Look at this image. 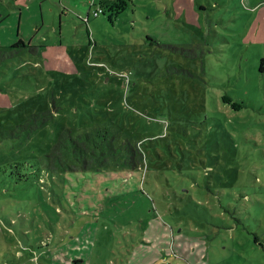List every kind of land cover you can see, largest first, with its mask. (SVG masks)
Here are the masks:
<instances>
[{"label":"rangeland","instance_id":"obj_1","mask_svg":"<svg viewBox=\"0 0 264 264\" xmlns=\"http://www.w3.org/2000/svg\"><path fill=\"white\" fill-rule=\"evenodd\" d=\"M168 1L0 0V164L43 155L65 129L106 127L116 143L167 130L153 144L176 173L171 184L182 192L195 182L191 200L177 202L184 210L174 212L173 200V214L163 215L173 234L156 228L150 243L138 231L150 219L143 197L124 195L116 209L134 207L137 229L130 232L126 214L111 219V207L106 217L117 224L107 220L86 264H122L123 235L131 244L134 233L146 243L126 257L130 264H264V0H183L180 16L158 18ZM18 40L24 48H11ZM59 40L63 47H53ZM67 178L46 197L2 188L0 264H18L20 246L24 264H46L39 251L26 261L24 246L57 239L52 229L90 226L83 211L97 205L87 198L89 208L81 206L82 190Z\"/></svg>","mask_w":264,"mask_h":264},{"label":"trees","instance_id":"obj_2","mask_svg":"<svg viewBox=\"0 0 264 264\" xmlns=\"http://www.w3.org/2000/svg\"><path fill=\"white\" fill-rule=\"evenodd\" d=\"M121 1L124 7L129 8L131 0ZM181 1L183 0H173L172 3L168 1V4L163 6L162 11H157L160 14L158 18L169 12H172L175 17L180 16L177 14L175 4ZM100 13H96V16H99ZM146 18L149 21H154L148 16ZM81 23H84V21L81 20ZM86 23L88 25V21ZM61 26L62 19H60V28ZM86 33L89 38L88 45L91 46L95 41L92 39L91 32L87 26ZM60 37L62 38L61 34ZM150 38V34L146 33V41L154 43ZM24 44L23 40H18L10 47L24 48ZM52 46L63 47V44L59 40V43ZM30 49L32 50L33 48ZM258 71L264 74V58L259 61ZM166 131L162 135H157V137L152 136L135 141L133 139L124 140L121 143H116L115 134L106 127H95L75 135L71 133L70 129H65L57 138L55 144L50 146L43 155L0 164V185H2L0 196L5 191L2 188H8V190H17L20 194H26L27 191H39L41 193L38 192L37 194L41 197H46L47 194L51 193L50 190L54 180L59 182L67 180L72 183L73 179L67 178L68 174L75 178L77 182L75 188L82 190V197L79 198L78 203L89 208V205L84 203L85 199L88 198L92 199L97 205V213H85L83 211V215H88L90 218L89 224L82 225H90L86 230L84 227H80L76 234H70L65 227L60 228L58 231L52 229V233L57 232L55 233L57 234V239L50 235L37 243L36 249L24 246L27 250H31L25 260L33 261L35 256L39 255L37 252L39 251L41 259H44L46 264H86L87 261L89 262L92 259L93 248L100 244L99 233H106L110 230V223L107 220H118L122 214H126L125 219L130 232L133 233L137 229V227H134L133 230L131 226L136 223L132 214L135 211L134 207H129L122 212L116 209V205L122 206V203H124L122 196L129 194L130 198H133L137 203H140L143 197L145 213L150 217V219L145 218L140 221V218L137 219L138 215L135 216L142 223V225L138 226L140 235H142V232L143 236L150 234L152 239L149 241L154 244L156 242V237H154L156 228L166 232L170 231L173 234L174 230L168 225L167 221L163 220V215L168 216L173 214V211L181 212L184 210L182 205V209L178 208L179 204L177 202L178 200L182 201L183 198H187V201L191 200L190 191L193 190L195 182H192L189 185L190 188L184 189L182 192L180 187L171 184L170 178L175 176L176 173L172 165L169 166V163L165 161L164 164L160 160L156 152L157 148L153 144L158 139L166 138ZM172 141L179 147L181 142L179 137L174 136ZM204 171L207 176L210 168L204 167ZM149 178H152V181L150 179L151 182L148 181ZM160 178L166 181L165 185H167L168 189L163 185L159 186V184H163ZM135 181L137 183L133 185ZM108 183H111V186H107ZM127 186H129L128 190L126 189ZM147 189L155 194L156 197H152L149 192L146 193ZM172 189L175 190L174 196L171 195ZM55 199V197L51 198L52 204L57 203ZM173 200H175V205H173L172 211L169 202ZM42 206L44 208V205ZM111 207L115 213L109 219L106 215L108 211H111ZM56 211L58 210L56 209ZM128 214L133 220H128ZM98 222H102L104 227L101 226L98 229V225H93ZM113 223L117 224L116 222ZM123 237H125V248L127 251L123 254L125 258L122 264H130L126 257L136 249L137 244L146 242L136 239L138 235L135 233L131 234V244H129L126 235H123ZM20 248L21 246L18 248L15 258L18 259V264H24L23 253L19 250ZM165 264H169V262H165Z\"/></svg>","mask_w":264,"mask_h":264},{"label":"flooded vegetation","instance_id":"obj_3","mask_svg":"<svg viewBox=\"0 0 264 264\" xmlns=\"http://www.w3.org/2000/svg\"><path fill=\"white\" fill-rule=\"evenodd\" d=\"M85 26H87V24Z\"/></svg>","mask_w":264,"mask_h":264},{"label":"crops","instance_id":"obj_4","mask_svg":"<svg viewBox=\"0 0 264 264\" xmlns=\"http://www.w3.org/2000/svg\"><path fill=\"white\" fill-rule=\"evenodd\" d=\"M80 22H81V20H80Z\"/></svg>","mask_w":264,"mask_h":264},{"label":"water","instance_id":"obj_5","mask_svg":"<svg viewBox=\"0 0 264 264\" xmlns=\"http://www.w3.org/2000/svg\"><path fill=\"white\" fill-rule=\"evenodd\" d=\"M88 37V36H87Z\"/></svg>","mask_w":264,"mask_h":264}]
</instances>
